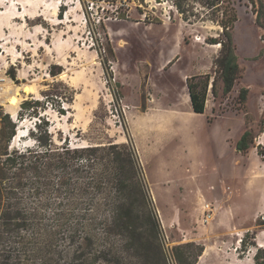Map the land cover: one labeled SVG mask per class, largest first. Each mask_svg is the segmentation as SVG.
<instances>
[{
	"label": "rangeland",
	"instance_id": "374dc122",
	"mask_svg": "<svg viewBox=\"0 0 264 264\" xmlns=\"http://www.w3.org/2000/svg\"><path fill=\"white\" fill-rule=\"evenodd\" d=\"M206 1L0 0V115L17 121L11 149L133 141L169 264H176L173 248L189 242L209 246L196 264L242 263L264 249L254 242L264 215L256 214L247 187L262 183L264 168L257 148L264 132V26L254 0H222L214 7ZM233 14L229 32L242 70L225 95L216 72L223 46L211 42L227 40L220 21ZM192 76L199 84L217 78V95L210 84L205 113L184 102ZM242 88L248 89L243 101ZM26 99L40 101L39 116L22 110ZM246 130L257 137L242 154L236 142ZM23 191L20 203L40 209L44 218H52L63 200L45 188ZM207 203L217 208L204 221ZM228 206L236 215L251 209L245 213L250 222L258 217L234 228L231 243L226 225L217 223Z\"/></svg>",
	"mask_w": 264,
	"mask_h": 264
},
{
	"label": "trees",
	"instance_id": "16d2710c",
	"mask_svg": "<svg viewBox=\"0 0 264 264\" xmlns=\"http://www.w3.org/2000/svg\"><path fill=\"white\" fill-rule=\"evenodd\" d=\"M221 1L206 2L214 7ZM253 2L258 3L257 23L264 26V0ZM175 4L182 10L180 3ZM236 19V14L224 17L220 23L227 40L211 42L223 46L216 72L225 95L242 70L229 32ZM196 78H187L186 85L192 110L201 114L207 108L210 84L217 95V78L204 84ZM247 91H240L241 101ZM39 103L26 99L21 108L39 116ZM261 123L263 131L264 115ZM16 132L17 121L11 114L0 115V264H169L162 222L133 141L11 149ZM256 137L246 130L237 140L236 150L246 153ZM257 148L264 161V145ZM28 186L33 194L45 188L63 195L52 218L20 203L19 194ZM192 247L198 251L187 250ZM204 250L203 244L189 242L175 246L172 253L176 264H196ZM263 253L264 249H258L256 263L264 264Z\"/></svg>",
	"mask_w": 264,
	"mask_h": 264
},
{
	"label": "crops",
	"instance_id": "0c3cea01",
	"mask_svg": "<svg viewBox=\"0 0 264 264\" xmlns=\"http://www.w3.org/2000/svg\"><path fill=\"white\" fill-rule=\"evenodd\" d=\"M189 100H190V96H189ZM190 104H191V102H190ZM206 110H207V108H206ZM196 114H198V113H196ZM263 135H264V132L259 136L260 142H261L260 144H262V145H264V142L261 139V137ZM250 170L251 171H254L255 169L252 166ZM262 171H263V173H261V182L262 183H260L259 185H255V184L253 185L251 183L250 184L247 183V187L250 188V190H252L254 192L253 200L255 201L254 202L255 205L253 206V208L256 206V210L254 208L255 212H257L256 214H263L264 215V205L259 206V209H257V205H256L257 204V199H259V197L260 198H264V168H262ZM229 209H231V206H228L227 211L225 213L224 220L219 219V215H218V221H217V223H223V224L226 225V229L224 230L228 234V236H227L228 238H227V240H225L226 243L233 242V240L235 238V235H233V233H232L233 230H234V228H240V229H242L241 227H243V226H241L240 224H245V223L248 224V223H251V222H254L255 223V221L258 218L257 215H256V217L254 219H251L252 220L251 222H250V220H248L247 218H245V215L246 214H249L251 209H248L246 212H244V214L241 212V213H239V215H236L234 213V211H233V213L229 212ZM243 229L245 231H248L249 228H248V226H245ZM237 233H239V232H237ZM261 233H264V229H261V230H258L257 231V235H256L255 241H254L256 245H257V243L259 245L260 244L259 242H261V240L264 241V237H263V239L260 238ZM219 245H221V243H218L216 246L218 247ZM238 245H239V243H236V249H237ZM204 246H205V250H204L203 254L201 255V257L204 256V254L206 253V251L209 248V246H208V244L206 242H204ZM262 248H264V247H262ZM232 263L233 264H257L255 262V259H254L253 255H252V258L251 259L250 258L249 259L247 258L242 263L236 262L235 259L232 260Z\"/></svg>",
	"mask_w": 264,
	"mask_h": 264
},
{
	"label": "built area",
	"instance_id": "2783aa9c",
	"mask_svg": "<svg viewBox=\"0 0 264 264\" xmlns=\"http://www.w3.org/2000/svg\"><path fill=\"white\" fill-rule=\"evenodd\" d=\"M206 207V211H207V214H206V217L204 218V221H207L213 214V212L216 210V205L214 203H207V206L205 205Z\"/></svg>",
	"mask_w": 264,
	"mask_h": 264
},
{
	"label": "bare ground",
	"instance_id": "6f19581e",
	"mask_svg": "<svg viewBox=\"0 0 264 264\" xmlns=\"http://www.w3.org/2000/svg\"><path fill=\"white\" fill-rule=\"evenodd\" d=\"M212 46H215V47H220L221 46V44L220 43H218V44H212ZM14 100H15V98H14ZM184 102L186 103V104H188V105H190L191 106V104H190V100H189V94L186 96V98L184 99ZM206 206H207V204H206ZM263 237H264V233H261V235H260V238L261 239H263ZM260 244H259V247H264V241H262L261 240V242H259Z\"/></svg>",
	"mask_w": 264,
	"mask_h": 264
}]
</instances>
